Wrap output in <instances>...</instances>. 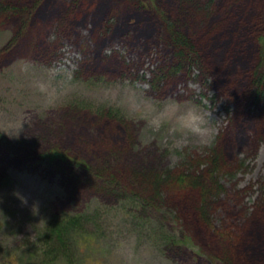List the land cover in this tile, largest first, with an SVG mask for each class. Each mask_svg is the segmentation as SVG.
Returning a JSON list of instances; mask_svg holds the SVG:
<instances>
[{
	"label": "rangeland",
	"instance_id": "1",
	"mask_svg": "<svg viewBox=\"0 0 264 264\" xmlns=\"http://www.w3.org/2000/svg\"><path fill=\"white\" fill-rule=\"evenodd\" d=\"M72 2L41 0L22 35L17 15L0 16V264H40L37 231L63 213L87 218L72 241L75 264H215L219 256L264 264V91L257 97L250 88L261 52L264 58V0H147L146 11L137 0ZM164 17L179 19L201 65L154 86L151 73L171 48L154 39L140 44L139 26L146 31L152 21L149 33L166 36ZM63 26L74 29L67 34ZM122 26L136 40L121 35ZM61 76L60 95L44 106L32 81ZM133 87L151 100L138 111L123 103ZM168 97L213 109L211 142L177 148L168 128L149 126L153 104ZM102 109L112 120L102 119ZM29 149L76 152L88 166L118 170L120 182L135 170L141 184L127 182L140 193L106 188L87 171L54 167ZM213 151L223 168L199 218L194 189L155 175L187 169L192 157Z\"/></svg>",
	"mask_w": 264,
	"mask_h": 264
},
{
	"label": "trees",
	"instance_id": "2",
	"mask_svg": "<svg viewBox=\"0 0 264 264\" xmlns=\"http://www.w3.org/2000/svg\"><path fill=\"white\" fill-rule=\"evenodd\" d=\"M214 0H210L213 2ZM78 0H75L77 3ZM149 2V1H148ZM147 0H137L136 6L137 9H140L139 5L145 8L143 11H146L149 8ZM41 3V0H33V2L29 5L19 4V7H14L6 2L0 3V16H5L9 14H15L19 18V22L21 23L19 32L21 35L25 33L29 27H32L34 18L36 16L35 10ZM235 3V2H233ZM208 7V4H207ZM71 9H75V7L70 6ZM136 21V19L134 18ZM179 19L164 17L162 20V27L166 33L162 32H151L148 30L150 25H154L152 21H146L147 30L145 31V27L142 29L140 26V33L142 36L137 41L144 45L145 47L149 46V41L154 39L156 45L164 44L171 48V51L167 52L165 56H170L167 63L157 67L152 73V84L157 86L159 82L167 81L170 78H173L179 73H184V75H189L190 68L195 65H201L200 60H195L197 56L193 46L191 45V41L183 34H181L177 29V22ZM143 20L136 21V25L142 24ZM155 26V25H154ZM123 27V26H122ZM27 29V30H26ZM143 30V31H142ZM121 35H125L127 38L135 39L133 34L130 33L125 27L122 28ZM18 37L13 36L10 38L8 45L13 44ZM136 40V39H135ZM100 42L99 44H101ZM4 50V49H3ZM2 50L1 53L4 51ZM0 53V55H1ZM261 71L256 70L251 72L250 74V88L253 90L252 93L256 94L257 97L264 91V58L261 52L260 54V64ZM177 73V74H176ZM73 109L77 108L72 105ZM81 112V111H79ZM102 119H110L112 120V112L108 109L101 110ZM101 116V115H99ZM119 120H122L121 116H117ZM259 135V133H258ZM118 152V151H114ZM28 155H34L35 158H39L40 161H45L47 164L54 167H70L75 170V168L82 169L85 173L86 171L90 173L91 177H94L97 183H106V188L112 187L116 189L123 190L127 192L129 190L130 194L136 196L137 193H140V188L134 185H129L127 179L131 180L133 178V170L132 174L128 175L126 178L121 180H117V174L119 171L112 169L111 167H107L103 162H101L97 166H88L83 161L84 159L79 156L76 152H61L57 149L38 152L35 153L32 149L27 151ZM215 156L216 152H208L205 155H198L196 157H192L190 159L191 165L184 169L181 166L173 167L174 172H162L155 175L156 179L159 181L165 182L168 179H172L173 182H168L170 184H175V186H180L181 189H190L189 192L193 191V189L197 193V202H196V212L199 218L205 214L206 206L203 207L202 202L210 200L209 193L210 189H213L216 185H218L216 178L219 174H221V169L223 165L215 164ZM24 157L25 154H24ZM213 160L214 165H209L208 163ZM202 166V168H200ZM117 172V173H116ZM198 172V174H196ZM88 173L86 176H88ZM86 179H90L89 176ZM134 180L140 182L139 180L133 178ZM134 182V181H132ZM141 184V182H140ZM145 184V183H144ZM148 185V184H145ZM205 187H209L208 190ZM154 187H152L153 189ZM187 191V192H188ZM128 193V192H127ZM145 200L142 201L144 203ZM86 216L81 214H61L60 217H51V219L47 220L42 227L37 231L36 235V250L38 253V261L40 264H55L56 262L63 261L68 264H75V253L73 249L72 241L75 237L80 233L82 223H86ZM208 220V218H207ZM220 239H222L220 237ZM260 246L259 251L264 252V238L259 237L258 240ZM253 244L250 245V247ZM254 249V248H253ZM263 249V250H262ZM255 250V249H254ZM225 255V254H224ZM227 256V255H226ZM215 264H232L229 259H225L223 257H217L214 259Z\"/></svg>",
	"mask_w": 264,
	"mask_h": 264
},
{
	"label": "clouds",
	"instance_id": "3",
	"mask_svg": "<svg viewBox=\"0 0 264 264\" xmlns=\"http://www.w3.org/2000/svg\"><path fill=\"white\" fill-rule=\"evenodd\" d=\"M27 67V64L25 65ZM70 78V77H69ZM64 77L49 78L38 77L32 81L33 87L40 94L42 104L47 106L54 103L61 93ZM196 88L197 85H191ZM140 88L146 85L138 86ZM209 93L212 95L211 91ZM145 102H151L150 98L137 87L131 88L123 96V103L130 111L140 110ZM210 105V100L208 101ZM213 109L191 101L180 102L174 97H168L153 104L148 114V124L154 129L168 128L170 139L177 148L187 144H206L214 138ZM23 125H21V128ZM21 131L17 130L14 135L18 136ZM23 199V198H22Z\"/></svg>",
	"mask_w": 264,
	"mask_h": 264
},
{
	"label": "bare ground",
	"instance_id": "4",
	"mask_svg": "<svg viewBox=\"0 0 264 264\" xmlns=\"http://www.w3.org/2000/svg\"><path fill=\"white\" fill-rule=\"evenodd\" d=\"M27 30V29H26Z\"/></svg>",
	"mask_w": 264,
	"mask_h": 264
}]
</instances>
